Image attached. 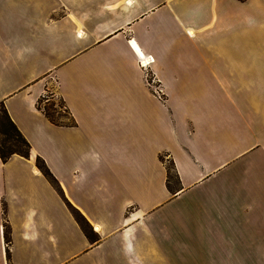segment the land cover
<instances>
[{
  "label": "crops",
  "instance_id": "obj_1",
  "mask_svg": "<svg viewBox=\"0 0 264 264\" xmlns=\"http://www.w3.org/2000/svg\"><path fill=\"white\" fill-rule=\"evenodd\" d=\"M1 103L0 264H264V0H0Z\"/></svg>",
  "mask_w": 264,
  "mask_h": 264
},
{
  "label": "trees",
  "instance_id": "obj_2",
  "mask_svg": "<svg viewBox=\"0 0 264 264\" xmlns=\"http://www.w3.org/2000/svg\"><path fill=\"white\" fill-rule=\"evenodd\" d=\"M50 96V97H49ZM58 101L53 99L52 93L43 94L37 100L36 108L43 113L46 119L54 125L64 124L62 118H65L69 115V112L65 108V104L61 98ZM0 113L3 117V122L0 123V160L5 162L8 158L18 155L23 158H29V145L26 139L22 136L19 130L15 127L11 118L7 114L3 104H0ZM36 166L40 169L44 178L60 192V189L57 185V182L52 177V174L44 165V162L37 158ZM165 168L167 172V182H171V176L176 179V173L171 162L165 163ZM68 208L71 211V215L81 228L84 235L92 242L96 243L98 241L95 233L92 231L91 226L85 220V218L78 213V210L73 208L68 204ZM4 239L7 244L10 243L9 233L7 225L3 227Z\"/></svg>",
  "mask_w": 264,
  "mask_h": 264
},
{
  "label": "built area",
  "instance_id": "obj_3",
  "mask_svg": "<svg viewBox=\"0 0 264 264\" xmlns=\"http://www.w3.org/2000/svg\"><path fill=\"white\" fill-rule=\"evenodd\" d=\"M148 62L146 61H141L140 63V67L142 69L146 68ZM145 79H146V83L147 85L151 88L152 90V94L158 99V100H162L163 99V91L161 88V85L159 84V82L157 81V79H155L154 77H152L149 74H145Z\"/></svg>",
  "mask_w": 264,
  "mask_h": 264
},
{
  "label": "rangeland",
  "instance_id": "obj_4",
  "mask_svg": "<svg viewBox=\"0 0 264 264\" xmlns=\"http://www.w3.org/2000/svg\"><path fill=\"white\" fill-rule=\"evenodd\" d=\"M259 91H261L260 89H259ZM49 93H52V96H53V99L55 100V101H58L59 99H57V98H59L56 94H55V92H50V91H46L45 90V93L44 94H49ZM50 97V96H49ZM65 121H67V120H65ZM3 122V117H2V114L0 113V123H2ZM0 139H1V137H0ZM170 180H171V183H173L174 182V177L173 176H171V178H170Z\"/></svg>",
  "mask_w": 264,
  "mask_h": 264
}]
</instances>
